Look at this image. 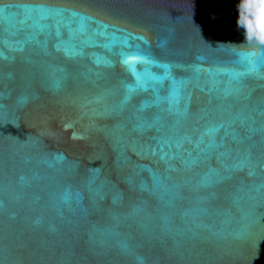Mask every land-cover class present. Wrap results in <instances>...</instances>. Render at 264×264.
<instances>
[{
    "label": "water",
    "instance_id": "obj_1",
    "mask_svg": "<svg viewBox=\"0 0 264 264\" xmlns=\"http://www.w3.org/2000/svg\"><path fill=\"white\" fill-rule=\"evenodd\" d=\"M259 11L0 0V264H264Z\"/></svg>",
    "mask_w": 264,
    "mask_h": 264
},
{
    "label": "clouds",
    "instance_id": "obj_2",
    "mask_svg": "<svg viewBox=\"0 0 264 264\" xmlns=\"http://www.w3.org/2000/svg\"><path fill=\"white\" fill-rule=\"evenodd\" d=\"M243 2L244 0H241V3ZM256 3L260 11L255 20L251 22L253 34L249 33L248 25L241 23L239 19H237V28L243 32L244 41H255L258 44L264 45V0H256Z\"/></svg>",
    "mask_w": 264,
    "mask_h": 264
},
{
    "label": "snow or ice",
    "instance_id": "obj_3",
    "mask_svg": "<svg viewBox=\"0 0 264 264\" xmlns=\"http://www.w3.org/2000/svg\"><path fill=\"white\" fill-rule=\"evenodd\" d=\"M39 7H40V10H41V12L43 14H47L50 11H55V10L46 9V8H44L43 5H41ZM246 23H247L248 28H249V33L253 34V28H252L251 22L250 21H246ZM261 112L264 113V108L261 109ZM248 119H253V118L251 116H249Z\"/></svg>",
    "mask_w": 264,
    "mask_h": 264
}]
</instances>
